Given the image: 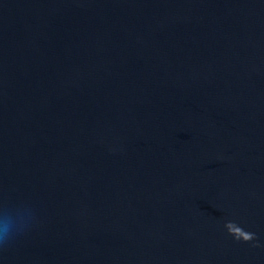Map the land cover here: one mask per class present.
I'll list each match as a JSON object with an SVG mask.
<instances>
[{"label":"water","instance_id":"1","mask_svg":"<svg viewBox=\"0 0 264 264\" xmlns=\"http://www.w3.org/2000/svg\"><path fill=\"white\" fill-rule=\"evenodd\" d=\"M4 210L0 264H264V0H0Z\"/></svg>","mask_w":264,"mask_h":264},{"label":"clouds","instance_id":"2","mask_svg":"<svg viewBox=\"0 0 264 264\" xmlns=\"http://www.w3.org/2000/svg\"><path fill=\"white\" fill-rule=\"evenodd\" d=\"M24 214L25 219L21 222L13 212L8 210L0 211V248L10 245L17 236L30 226L31 212ZM224 227L235 239L243 241L254 239V234L244 231L236 226L234 222L229 221L225 223Z\"/></svg>","mask_w":264,"mask_h":264}]
</instances>
